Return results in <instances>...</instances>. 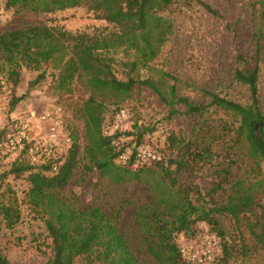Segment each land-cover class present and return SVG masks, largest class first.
<instances>
[{
	"label": "trees",
	"instance_id": "trees-1",
	"mask_svg": "<svg viewBox=\"0 0 264 264\" xmlns=\"http://www.w3.org/2000/svg\"><path fill=\"white\" fill-rule=\"evenodd\" d=\"M173 2L3 0L6 9L34 12H53L87 4L99 18L115 23L121 29L112 42L106 37L72 34L41 24L0 31V69L7 72V78L13 84L18 82L22 67L39 70L43 64L51 63L66 79L77 71L90 90L89 97L78 108V116L84 124L85 142L82 148L77 132L72 130L71 145L56 172H50L47 163L32 166L25 162H13L8 170L15 175L28 172L26 178L29 187L25 200L43 220L51 243L52 255L46 264H141L137 253L131 248L125 234L118 230L112 216L96 205L78 207L62 193L80 160L84 161V172L97 170L112 184L141 180L145 173L151 171L144 168L146 164L133 169L118 165L115 158L122 150H116L112 143L117 134L104 135L101 128L108 104H113L114 110L120 109L119 103L131 96L135 86L150 88L167 107L168 118L179 113L202 115L210 107L232 118V122L223 121L221 124L222 136L227 137L224 154L227 161L225 166L221 164L214 171L218 179L214 189L222 188L224 183L229 184L225 201L220 205L211 199L209 203L198 199L192 201L190 190L174 180L169 166L161 167L163 178L150 183L154 191L155 207L149 211H138L135 216L143 228L147 253L156 264H188L180 256L174 235L182 233L188 237L193 236L198 222L206 223L207 229L222 239L218 264H229V260L239 256L247 257L251 252H264V108L258 86L262 74L258 49L263 35L261 26L264 22V0H254L260 28L255 53L251 61L241 58L242 67L234 73V81L248 89L246 104L204 88L199 89L203 101H194L178 93L176 83L182 81L166 72H162L156 80L149 77L140 79L129 73L125 79L117 78V64L124 68L123 71L128 69L133 73L138 66H147L156 56L166 37V29L162 28L164 18L159 13L168 9ZM199 3L208 11L215 12L208 4L200 0ZM155 26L159 29L156 39L152 40L149 30ZM167 27L170 28V25ZM134 35L140 37V44L135 41ZM124 41H127L126 46L136 50L135 59L120 61L112 56L111 52L116 50V45ZM44 76L45 71L39 72L31 84L37 83ZM166 79L175 82L166 84ZM20 99L13 95L11 107ZM257 123H260L258 132L255 129ZM133 127L134 133L127 134L134 135L139 143L147 128L137 124ZM168 143L170 149H179L182 159L185 157L188 161L200 162L202 165L211 163L218 155L205 135L199 138L194 136L187 141L170 136ZM239 154L248 160V168L231 180L233 165ZM159 161L161 158L152 162ZM168 162L175 164V171L185 168L183 160ZM0 214L7 228H12L20 219L18 204H0ZM0 264H9L1 249Z\"/></svg>",
	"mask_w": 264,
	"mask_h": 264
},
{
	"label": "rangeland",
	"instance_id": "rangeland-1",
	"mask_svg": "<svg viewBox=\"0 0 264 264\" xmlns=\"http://www.w3.org/2000/svg\"><path fill=\"white\" fill-rule=\"evenodd\" d=\"M200 1L208 4L216 13L208 11L199 0H174L168 9L159 13L164 18L162 28L166 29V37L156 56L147 66H138L133 73L128 69L123 71L124 68L117 64V78L125 79L129 73L140 79L149 77L156 80L162 72H166L182 81L176 83L178 93L194 101H203L199 89L204 88L240 104H246L248 89L234 81V73L237 68L242 67L241 58L251 61L255 53L260 30L258 8L254 0ZM38 24L72 34L85 33L106 37L110 42L121 31L117 24L99 18L87 4L53 12H34L6 9L3 0H0V31ZM168 24L170 28L167 27ZM158 29L156 26L150 28L152 40L156 39ZM261 30L263 35L259 40L258 51L262 74L258 86L264 108V22ZM134 38L141 43L139 36L134 35ZM126 45L127 41L117 44L116 50L111 52L112 56L120 61L135 59L136 50ZM42 71H45V76L31 84ZM7 77V72L0 69V81H9L14 97L21 99L10 107L5 116L0 117V129L11 117L30 119L31 111L41 113L60 108L64 132L69 135L72 130L77 132L80 147H83L84 124L78 116V108L89 97L90 90L77 71L66 79L61 76L59 69H54L48 63L43 64L39 70L22 67L16 84ZM174 82L166 79V84ZM119 104L118 110H114L113 104H108L101 126L104 135L117 134L112 143L116 150H122L121 155L126 156V159L116 157L115 162L133 169L130 156L138 146L159 154L161 161L147 163L144 168L151 171L145 173L141 180L112 184L97 170L84 172V161L80 160L62 193L78 207L96 205L112 216L118 230L125 234L131 248L137 253L141 264H156L145 249L143 228L135 217L138 211H149L155 207L154 191L150 183L160 181L163 178L161 167L169 166L174 180L190 190L192 201L198 199L209 203L211 199L217 205L222 204L229 184L224 183L222 188L214 189V184L218 181L214 171L221 164L225 166L227 161L224 156L227 137L222 136L221 124L223 121L232 122V118L221 110L215 111L213 107L202 115L179 113L168 118L167 107L146 86H135L131 96ZM178 108L183 110L181 105ZM122 109L124 114L118 113ZM134 124L147 128L139 143L134 135L127 134L134 133ZM204 135L218 153L211 163L202 165L200 162L188 161L185 157L182 159L179 149L169 148L170 136L187 141L194 136L199 138ZM169 160H183L185 168L175 171V164H170ZM10 165L0 162V204H18L20 219L12 228H7L0 214V249L9 264H46L52 255L51 243L43 220L25 200L29 187L26 178L28 172L20 175L9 173ZM247 168L248 160L239 154L233 165L231 180L243 174ZM206 225L198 222L195 225L196 233L203 232L208 226ZM174 236L176 242L188 237L182 233ZM229 264H264V252L260 250L251 252L247 257L239 256L229 260Z\"/></svg>",
	"mask_w": 264,
	"mask_h": 264
},
{
	"label": "built area",
	"instance_id": "built-area-1",
	"mask_svg": "<svg viewBox=\"0 0 264 264\" xmlns=\"http://www.w3.org/2000/svg\"><path fill=\"white\" fill-rule=\"evenodd\" d=\"M0 88L2 117L11 107L14 92L11 83L6 79L0 81ZM118 113L124 114V110ZM30 116V119L11 117L3 123L0 129V162H25L32 166L47 163L50 172L54 173L63 163L72 142L70 135L63 130L60 108L41 113L31 111ZM132 154L133 159L131 156L130 159L133 168L160 159L159 154L139 146L134 148ZM117 157L126 159L121 154ZM177 246L181 258L188 264H218L222 239L206 228L201 233L180 240Z\"/></svg>",
	"mask_w": 264,
	"mask_h": 264
},
{
	"label": "water",
	"instance_id": "water-1",
	"mask_svg": "<svg viewBox=\"0 0 264 264\" xmlns=\"http://www.w3.org/2000/svg\"><path fill=\"white\" fill-rule=\"evenodd\" d=\"M263 122H264V120H263ZM260 123H262V122H260ZM260 123H257L255 126L256 132H258V126L260 125Z\"/></svg>",
	"mask_w": 264,
	"mask_h": 264
}]
</instances>
